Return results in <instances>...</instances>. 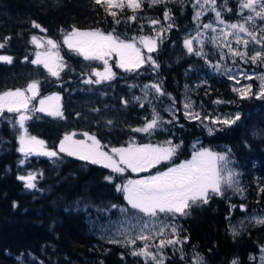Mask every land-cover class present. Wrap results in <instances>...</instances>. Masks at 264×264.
Wrapping results in <instances>:
<instances>
[{
	"label": "trees",
	"instance_id": "1",
	"mask_svg": "<svg viewBox=\"0 0 264 264\" xmlns=\"http://www.w3.org/2000/svg\"><path fill=\"white\" fill-rule=\"evenodd\" d=\"M216 1L220 18L241 20L239 0ZM166 10H171V20L164 19ZM112 11L116 17L95 0H0V42L11 38L0 53L13 57L11 64L0 62V93L26 87L32 81L39 83L29 107L31 116L24 123L30 135L44 142L42 150L20 151V115L7 111L0 115V264H153L150 259L131 255L139 241L122 246L106 242L90 230L91 218H103L111 205L124 203L116 185L127 176L60 152L58 144L66 131L74 129H89L103 141L124 144L130 136L126 124L141 123L143 115H163L168 94L179 99L182 83L202 74H207L208 80L195 91L201 116L239 110L240 119L209 133L201 121L178 111L168 127L157 129L149 139L181 143L183 154L197 140L213 148L229 146L247 191L243 198L226 192L213 195L207 204L188 209L189 215H177L181 224L178 236L187 240L162 250L165 264H197L198 260L200 264H232L235 258L237 264H251V257L264 250V224L249 225L238 233L229 225L239 203L264 211V192L260 191L264 188V98L252 93L242 99L227 75L210 73V63L221 60V51L213 42L203 43L200 49L194 47L202 55L187 51V33L216 18L210 10L195 19V0H164L152 6L145 0L135 13L127 8ZM133 15L137 19H128ZM151 20H159L163 29L155 51L145 52L155 65L148 62L135 71L113 66L112 79L85 83L97 80L92 64L64 44L66 32L73 27L100 29L122 39H134L156 33ZM33 22L46 31L34 27ZM251 27L260 29L264 21L257 18ZM34 35H45L60 44L63 67L58 76L43 64L31 63L35 59ZM151 82L160 85L164 94L154 90L149 100L137 99L141 87ZM53 91L60 92L58 109L63 116L33 111L38 98ZM102 104L100 110L98 105ZM87 111L97 114L91 116ZM46 151L57 155L41 154ZM29 174L35 177L36 187L32 189L19 179ZM109 176L111 181L105 179Z\"/></svg>",
	"mask_w": 264,
	"mask_h": 264
},
{
	"label": "snow or ice",
	"instance_id": "2",
	"mask_svg": "<svg viewBox=\"0 0 264 264\" xmlns=\"http://www.w3.org/2000/svg\"><path fill=\"white\" fill-rule=\"evenodd\" d=\"M145 0H95L97 5L105 7V11L109 15L116 17L117 13L112 11V9H120L123 11L125 8L130 9L133 13L137 10L142 9ZM197 5L201 8L204 4L211 5V11L215 12V16L220 24H225L223 19H220L221 12L216 8V0H195ZM227 0H225V3ZM164 3V0H148V5H156ZM243 9L249 10V12L255 15H248L244 17L245 23H231L226 24L227 28L233 31L225 32L221 29L223 37L225 38L224 46L228 48L229 53L233 56H239L245 59V62L249 60L253 64L264 63V35L257 36L256 33L250 31L246 24L249 22L254 23L255 18H259L264 21V0H239V10L242 14ZM171 10H166L164 12V19L171 20L172 16L170 14ZM232 11V9H228ZM202 15L201 11L195 13V19H199ZM130 20L137 19L136 15L128 17ZM120 21L117 20L116 23ZM153 25L159 24V20H151ZM33 26L39 28L42 32L46 29L41 28L39 24L33 22ZM172 24L168 25L170 29ZM204 28L212 29L216 31L212 24H203ZM163 31V29L161 30ZM260 33H264V27L259 29ZM240 33L246 34L251 38V41L244 39ZM234 37L236 44H243L244 48L247 49L250 42L260 45V50H255L253 54H249L247 51L240 52L234 50L231 47V43L227 42V37ZM10 37H5L4 42H0V49H3L6 45L7 40ZM193 38H186L184 40V46L189 53L195 52L196 55H202L201 52L196 51L193 47ZM141 43L147 49L148 53L155 51L156 40L151 37H141ZM32 42L36 44L37 47H42L39 39L35 36L32 37ZM64 43L68 45L70 49L76 51L79 55H82L85 60H103L105 64V69L103 72L96 71L93 73L97 80H86L85 83H101L104 80H110L114 77V73L108 67V61L105 57L111 56L113 53L119 56L118 66L124 68L126 71H135L139 69L143 64L150 62L155 65V61L152 59L151 55L145 56L139 48L136 47L135 43L126 42L121 40L117 35L112 32L105 33L99 29L92 31H81L75 27L71 32L67 33L64 37ZM47 44L53 49L58 47L57 42L52 39L47 40ZM223 55L221 59H223ZM27 59V58H26ZM0 62L11 64L13 63V57L10 55H0ZM33 64H43L45 68L53 76H58L59 71L54 70L52 61V55L48 54L45 59L41 58V54L37 53L36 58L31 61ZM63 65L56 64L55 68L60 69ZM158 67V65H157ZM219 67V65H217ZM231 78V77H230ZM247 79H253L252 76H247ZM260 79L264 81V76ZM149 87L148 85L145 86ZM151 88L155 89L156 92L163 95L162 89L158 84H152ZM251 85H247L244 90L233 89L234 91H239L241 98H246L251 93ZM26 92H31L33 95L31 97L26 95ZM38 93V82L33 81L28 84L26 89H15L8 90L0 93V115H3L5 111L9 113H20L19 125L20 128L24 129L25 134H27V129L25 128V121L30 117L23 114L22 110L28 108V103L30 99L35 98ZM256 97L264 98V83L261 84V90L259 93L255 94ZM139 99V98H137ZM46 100H59L58 96L48 97ZM45 99L40 100L41 107L37 109L38 111H45L44 105L46 104ZM220 103V101H216ZM127 104V101H124ZM143 107V105H141ZM190 107V105L185 104V108ZM49 115L63 116V113L59 111L58 108H54L49 111ZM186 116L193 119H200L198 113L193 114L188 112ZM207 119V117H205ZM240 119V115L236 114L234 119H223L217 118L213 123H222L225 125L235 124L236 121ZM158 114L154 116L151 120L147 121L142 128L133 129L136 132H149L150 130L158 126ZM111 124V121H108ZM74 134L65 135L63 140L60 142L59 151L65 152L69 156H77L81 160L89 161L92 164H102L105 168H110L113 172L123 173L125 168L120 167L121 164L125 165L127 168H131L133 171H145L149 167L155 166L162 160L169 159L174 151V147L161 148L153 145H142V146H129L128 148H113L111 151L119 156V161L113 159L107 152L101 150L100 141L97 140L95 135H89L84 133L88 141L85 140H73ZM21 148L20 151H34L36 146L43 148L44 142L37 140L36 137L25 138V135L20 137ZM170 143V142H169ZM41 154L48 155L50 157H55L57 152L46 151L41 152ZM225 155H220L213 153L208 150L199 151L193 155L191 160H187L177 166L169 168L167 171L160 172L157 175H153L144 179L139 180H128L124 184L116 185V191L124 193V198L131 206L132 209L137 210L136 225L133 229L136 230L135 235L125 236L123 241L118 239H111L109 243H124L125 246L136 245L137 241L143 242L142 247L135 248L131 255L142 256L150 259L153 264H165V258L163 254V249L167 245H178L182 244L187 240L184 237L183 240L179 238L175 226H172V235L175 239L160 240L159 244L156 245L158 251H150L149 240L152 239L150 234H145L146 230L149 229L150 224L154 225L157 222L161 225L158 228L157 234H164V227L168 225L160 219V215L163 214L165 217L171 216L175 219L177 215L186 216L190 213L187 211L193 205L197 204H207L213 195H223V189L221 187L223 177L221 176V170L217 167V161H224ZM20 180L26 182V187L29 189L35 188L36 185L33 183L35 177L32 174L28 176L19 177ZM105 179L111 181L112 177H105ZM231 185V174L227 181ZM260 191L264 192V188ZM112 207H117L112 205ZM122 212H127V209H121ZM145 217L147 219H145ZM256 223L264 224V217L257 218ZM120 235H125L120 233ZM123 258V257H122ZM264 259V257H262ZM197 264H200L199 260ZM232 264H237L233 261Z\"/></svg>",
	"mask_w": 264,
	"mask_h": 264
},
{
	"label": "rangeland",
	"instance_id": "3",
	"mask_svg": "<svg viewBox=\"0 0 264 264\" xmlns=\"http://www.w3.org/2000/svg\"><path fill=\"white\" fill-rule=\"evenodd\" d=\"M202 3H203V0H202ZM196 6H197V11H201L202 13L206 11H210L211 9L210 4H204L202 8L200 5L196 4ZM242 13H243V17L241 18V20H238V21H227V20H224L223 18H220L225 21V24H220L217 18H215L213 21L206 20L203 24H212L213 27L216 29V31H213L212 29L204 28L202 24V26H198L196 29H192L189 33H187L186 38L195 37L196 39L193 40V47H197V49L198 48L200 49V46L207 41L213 42V44L220 49L221 56L223 55L224 58L214 63V65L210 63V66H211L210 73H213L212 71H214L218 73H223L227 75L229 78L231 77L230 79L233 81L234 89L244 90L247 85H251L252 86L251 93L256 94L260 92L261 84L264 83V81L260 79L261 76H264V63L253 64L250 60L248 62H245L246 58L242 59L239 56L231 55L229 53L228 48L224 46L225 38L223 37V33L221 32V29H223L225 32L233 31L232 29L227 28L225 26L226 24L245 23V20H244L245 16L255 15L254 13L249 12V10L247 9H243ZM257 18H255L254 23L257 21ZM252 24H253L252 22H249L246 24V27H248L250 31H253L254 33H256L259 38L260 36L259 29L258 28L252 29L251 27ZM154 28L156 31L154 35L142 34L140 36H137L134 39H122V38L120 39L126 42L135 43L136 47L139 48L141 52L145 55V52H147V49L141 43L140 38L141 37H151L156 40L157 42L156 46H157L159 37L163 35L161 31L162 27L159 24H155ZM92 30H97V29H89V30H81V31H92ZM69 32H66L63 35V42H64L65 35ZM103 32L109 33V31H103ZM240 35L244 39H248L251 41V38L248 37L246 34L240 33ZM34 36L37 37L40 43L43 45L42 47H37L36 44H34L36 48L35 58H36L37 53L41 54L42 59H45L48 56V54H51L52 61H54L53 63L54 70L59 71V69L55 68V65L56 64L63 65V60H62V56H61L60 48H59L60 44L58 43V41L53 38L47 37L45 35H34ZM48 39H52L53 41L57 42L58 47L53 49L50 45L47 44ZM227 42L231 43V47L234 50H237L240 52L247 51L250 55L253 54L255 50H260V45H257L251 42L248 48L245 49L243 44H239V45L236 44L234 37H231V36L227 37ZM0 55H8V54L0 53ZM105 59H107L108 61V67L114 73L113 66L119 67L118 66L119 56L113 53L111 56L105 57ZM87 61L92 64V69H91L92 73L96 71H100V72L104 71L105 64L103 60H87ZM217 65H219V67H217ZM121 69L124 70V68H121ZM247 76H252L253 79H247L246 78ZM94 79H98V77L95 76ZM207 80H208V75L202 74L198 79L194 81H187V82L185 81L184 83H182L181 93H180L181 96L179 99H177L172 93H169L167 96L169 100L167 102H164V104L162 105L164 108V110L162 109L163 111L162 113H164L163 115H159L158 114L159 112L152 113L149 117L148 116L145 117V115H143L141 116V123L126 124L127 130L129 131L130 136L128 140L126 141V143L124 144L121 143V144L114 145L113 143H110L109 141H103L102 139L98 137L96 133L92 132L89 129H84V130L74 129V130L66 131L63 134L60 142L63 140L65 135L74 134L72 137L73 140H85L87 143H91V141L87 140V137L84 135V133H88L89 135H95L97 140L100 141L101 150L104 152H107L116 161H119V156L116 153H113L111 151L113 148H128L129 146H142V145H153V146L161 147V148H168V147L175 148L173 155L169 159L162 160L159 163H157L155 166L149 167L145 171H133L131 168H127L125 165L121 164L120 167L125 168V171L121 174L127 177L122 182H118V184H124L128 180L144 179V178H147L153 175H157L160 172L167 171L171 167L177 166L187 160H191L193 155L199 151L208 150L213 153L225 155L224 161H217V167L221 170V176L223 177V181H224L222 182V185H221L223 189V193L226 192V193H229V195H236L239 198H243L247 191V185L244 181L242 170H240L238 166L236 165L233 151L229 146H222L221 148H213L211 146H205L201 144L199 140H197V141H194L191 146H189V148L186 150L187 153L183 154L184 150H183V145L181 143L174 144L172 142L169 143V141L157 142V141H152L149 139L151 134L155 132L157 129L168 127V123H170V121L174 119L175 114H177L178 111H181L183 116L187 118H190L185 115L188 112H191L193 114L198 113L200 116V119H197V120L201 121L204 124L206 130L209 133L214 132L217 129L225 125L222 123H213V121L216 120L217 118H219L220 120L234 119L235 115L239 114V110L237 111H228V110L225 111L224 110V111H218L215 114L201 116L200 114L201 110L199 109V105L196 101L195 91L198 89L200 85L205 83ZM32 82H29V84ZM152 84H153L152 82L144 84L141 87L142 93L139 95L137 94L136 98H139L140 100L141 99L149 100V97L152 96V93H153L152 91L155 90L150 87ZM146 85H148L149 87L146 88L145 87ZM27 86L23 88H19V89H26ZM237 92L240 94L239 91ZM26 95L31 97L33 93L26 92ZM53 96H58L59 98L61 97L60 92L58 91H53L48 94H45L38 98L36 105H35L36 108H34L33 111L41 107L40 105L41 99L46 100V98L53 97ZM100 99H103V97ZM31 102H32V99H30L28 103V108L26 110H22L23 114L29 117L31 116V112H32V110L29 108L31 106ZM103 104L98 105L100 110H102V107H104ZM185 104L190 105V107L185 108ZM59 105H60L59 100H46V104L44 105L46 110L43 112L49 113L50 110L54 108H59ZM87 113H89L91 116L94 115L92 111L91 113L90 111H87ZM157 114H158L159 120H158V126L156 128L150 130L149 132L133 131V129L144 127L145 123L151 120ZM18 115H20V113H18ZM205 117H207V119H205ZM190 119H193V118H190ZM22 135H25L26 139H28L29 137H35V136L30 135L28 132L27 134H25L24 129L20 128V125H19V133H18L19 140ZM36 139L40 140L37 137ZM60 142L58 144V150H59ZM36 149H41V148L39 146H36ZM42 149H44V145ZM230 174H231V185L227 183ZM122 194L124 197V193ZM113 205H116L117 207H112L111 205L109 210L105 213L106 214L105 217L102 218L101 216H96L90 219V230L92 231V233L106 242H109V240L111 239H118V240L123 241L125 239V236L135 235L136 230L133 229V226L136 225L137 216L138 215L142 216V214L137 213V210L131 208V206L128 204L125 198H124V203L113 204ZM234 208H235V205L232 206V209ZM121 209H127L128 211L122 212ZM254 209L255 208L253 209L247 208V206H245L244 204L239 203L238 210L236 211V216L231 220L229 229L233 233H238V232H242L249 225L257 224L256 219L264 217V211H258ZM145 219L147 218L145 217ZM160 219L163 220L164 223L168 225L167 227H164L163 235L157 234L158 228L161 227L159 222H157L154 225L150 224L149 229L146 230L145 232V234H150L152 236V239L149 240L148 243L151 246L150 251L154 253L156 252V250H158L156 245L159 244L160 240L176 238L175 236L172 235V226L176 227L177 234H179L178 232L179 223L177 220L174 221L172 220L171 216L165 217L163 214L160 215ZM120 233H124L125 235H120ZM139 242L141 244L138 247H142L143 242L141 241ZM119 245L124 246L125 244L120 243ZM262 257H264V250L260 252L259 254H255L251 257V260H252L251 264H264V259H262ZM233 261H236L238 263L237 258L233 259L231 263Z\"/></svg>",
	"mask_w": 264,
	"mask_h": 264
},
{
	"label": "flooded vegetation",
	"instance_id": "4",
	"mask_svg": "<svg viewBox=\"0 0 264 264\" xmlns=\"http://www.w3.org/2000/svg\"><path fill=\"white\" fill-rule=\"evenodd\" d=\"M172 218V217H171ZM172 220H174V221H176L177 219L175 218V219H172ZM179 223V222H178ZM181 231V224L179 223V231L178 232H180Z\"/></svg>",
	"mask_w": 264,
	"mask_h": 264
}]
</instances>
